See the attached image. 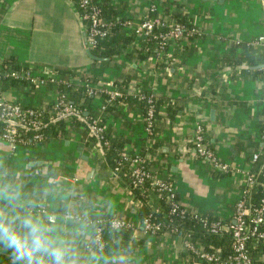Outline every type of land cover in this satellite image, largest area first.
Here are the masks:
<instances>
[{
    "label": "crops",
    "instance_id": "crops-1",
    "mask_svg": "<svg viewBox=\"0 0 264 264\" xmlns=\"http://www.w3.org/2000/svg\"><path fill=\"white\" fill-rule=\"evenodd\" d=\"M100 1L116 16L132 20L154 4L164 18L183 15L196 33L170 40L163 57L134 59L121 53L97 59L85 51L74 1L0 0V57L12 55L19 65H31L35 74L66 67L95 77L91 85L97 92L89 108L99 112L111 139L120 142V152L144 153L150 172L170 181L186 210L230 219L252 163L250 154L260 148L264 54L254 39L264 32V0ZM117 85L120 93L154 94V137L144 131L135 102L118 100L108 110L101 109L103 95L98 91ZM0 96L45 107L56 92L45 85L17 84L0 90ZM197 122L203 125L208 145L231 165L230 172L218 173L194 153L191 137ZM85 139L86 132L77 127L64 137L13 150L0 140V189L18 192V203L32 202L36 211L41 206L45 212L40 213L51 214L69 231L83 228L89 236V216L132 221L133 244L105 249L110 261L115 257L119 264H199L182 248L180 235L141 228L131 191L108 168L100 167V151L83 146ZM6 203L0 200V206ZM5 255L0 250V264ZM254 259L264 264V243L256 247Z\"/></svg>",
    "mask_w": 264,
    "mask_h": 264
},
{
    "label": "trees",
    "instance_id": "trees-1",
    "mask_svg": "<svg viewBox=\"0 0 264 264\" xmlns=\"http://www.w3.org/2000/svg\"><path fill=\"white\" fill-rule=\"evenodd\" d=\"M96 1L99 4L101 15L112 20L113 24L110 25L106 35L98 37L96 44L88 48L93 55L107 57V59H111L120 55L121 53L126 58L133 57L134 59H141L146 55H159L161 57L165 55L164 52L166 50L167 43L164 45V47L159 48L157 37L152 36L151 33L144 34L139 31H135L133 28H129L130 30L125 29V27L121 24V21H123L125 18L116 16V12L111 9L109 5L102 3L100 0ZM171 20L181 23L184 26V29L192 26L187 22L185 17L179 13H173ZM159 29L160 28L154 27L152 32H157ZM193 33L195 32L190 34ZM33 69L34 68L31 65H19L12 55H4L3 57H0V90L17 84L26 85L29 88H36L37 86L30 79L31 76L43 77L45 78L43 85L51 87L56 92V94L64 93L67 101L72 103V105L75 106V109H78L77 112L70 111L64 116H57L52 108L51 102L45 107L39 106V108H42V113L41 121L38 127L31 128L23 123H19L15 118H0V128H2L6 123L12 124L17 132L14 136L16 140V146H26L33 142H43L56 137H64L70 130L74 128H83V130L86 132V139L83 142V146H87L89 148H98L100 150V167L108 168L110 174L112 175L113 172L111 171V168L114 166L115 160L120 156L121 145L119 141L111 139L106 127L103 126L102 117L99 118V112L89 108V102L95 92H97L91 85V81L96 80L95 77L88 76L82 72H78L66 67L51 68L52 70L50 69V72L52 74L49 75H44L43 73L35 74ZM261 69L263 71L262 67ZM11 72H15L16 75L10 74ZM117 87V90H120L121 87L119 85H117ZM89 88H93L94 92L88 91ZM142 92L150 91L145 90ZM98 93L103 95L101 109L108 110L111 103L114 101H132L141 108L143 116L145 111V102L143 99L135 95L136 93H126L121 91L120 95L114 96L108 101L106 100L107 94L104 90H100ZM263 112L264 109L262 111V124L264 123ZM153 115L154 120L152 121L151 131L148 134L146 133L149 137H154L155 134V122L157 116L156 99H154ZM94 118L99 119V124L103 126L102 135L106 140V143H103V139L98 137V133L91 131L89 128L90 122ZM34 133H39L40 137L38 139H34ZM127 167L128 162H122V164L119 165L117 169L118 171L115 172V175L119 177V179L128 187L133 198H137L140 202V205H138L137 208V214L139 216L138 218L141 219L147 212H152L154 221H167L164 196L162 194L159 195L156 193L150 178H145L140 184L131 185V174ZM248 172L253 179V183L247 196L251 204H256L258 203L260 197L264 195V146H260L257 158L252 161ZM148 200L150 201L152 207L147 203ZM89 217H92V221L88 223L93 229L96 218L105 219L112 216L96 215ZM218 218L219 217L217 216L202 213H197V215L193 217L188 213H185L182 217L174 216L172 224L177 226L180 237L188 238L192 242H198L201 249H216L220 252V254H227L231 249V237L229 232L221 231L218 233H212L208 231L201 221ZM128 221L131 223V226L129 227L110 228L105 225L102 228L101 236L104 241L102 246L104 250L108 248L110 249L111 247H118L119 245L128 247L129 245L133 244L130 241V236L132 234V230L136 226L132 221ZM260 227L264 228V221ZM109 237H113L114 241L110 242ZM263 243L264 238H252L247 241V252L253 264H256V260L254 259L255 249L258 245ZM5 251L6 255L4 256L2 264H13L11 259V250L9 249ZM188 254L193 260L198 261L199 264H208L197 256L191 253Z\"/></svg>",
    "mask_w": 264,
    "mask_h": 264
},
{
    "label": "built area",
    "instance_id": "built-area-1",
    "mask_svg": "<svg viewBox=\"0 0 264 264\" xmlns=\"http://www.w3.org/2000/svg\"><path fill=\"white\" fill-rule=\"evenodd\" d=\"M73 1L75 2L78 18L83 26L84 46L86 48H90L96 44L98 37L106 35L110 25L113 24L112 20L101 15L100 7L96 0ZM147 10V13L138 20L125 18L121 21L122 26L133 28L135 31H139L144 34L151 33L152 36L157 37L159 48L164 47V45L170 40L179 39L187 33H196L195 27L191 26L184 29V26L181 23L164 18L156 13L154 4H150ZM154 27L160 29L157 30V32H152ZM254 41L258 42L262 46L264 53V32L259 33ZM262 68L264 71V59L262 62ZM10 74L16 75L15 72H11ZM49 74L52 73L48 72L47 75ZM30 79L36 86H42L45 78L31 76ZM103 90L107 94V101L120 94V91L114 88H106V90L103 88ZM88 91L94 92L93 88H89ZM135 95L143 99L145 102V111L142 116V121L144 131L148 134L151 131L152 121L154 120L153 112L155 96L151 91H141ZM74 107L75 106L72 105V103L67 101L64 93L56 94L54 100L52 101V108L57 116H64L70 111L77 112L78 109H75ZM41 113L42 108H39V106H23L18 102L0 96L1 119L15 118L19 123H23L31 128H36L40 124ZM89 128L91 131L98 133V137L103 139V143H106V140L102 135L103 126L99 124V119H92ZM16 133V129L12 126V124L6 123L2 128H0V140L6 142L10 150H13L16 146V140L14 137ZM33 137L34 139H38L40 134L34 133ZM259 140L260 146H264V123L259 129ZM191 147L196 156L205 161L211 169L219 173H228L232 170L231 165L226 160L221 159L215 153L213 148L208 145L204 136L203 125L199 122L194 124L193 135L191 137ZM96 149L98 152L100 151L98 148ZM257 155V151L250 154L251 162L257 158ZM122 162H128L127 168L131 174V185L140 184L145 178H150L156 193L164 196L167 221H154L152 212H147L141 219H139L140 226L145 232L168 231L169 233L178 234L177 226L172 224L173 217H182L185 213H188L193 217L197 215V212L186 210L185 207L179 203L175 190L169 180L160 178L150 172L147 167L144 153H120V156L115 160V164L111 168L113 176H116L115 172L118 171L117 169ZM252 183L253 179L250 173L246 172L240 196L233 204L230 219L223 220L218 218L212 220H201L202 224L212 233H218L221 231L229 232L231 237V249L227 254H220V252L216 249H201L198 242H192L185 237H181L182 248L186 252L197 256L208 264H253L247 252V241L252 238H264V228L260 227L264 221V195L260 197L258 203L251 204L247 195ZM133 199L137 205H140L137 198ZM147 203L152 207L149 200ZM37 210L45 212L41 206H37ZM87 221L91 222L92 217H87ZM94 223L91 237L98 243V246L101 247L104 244L101 231L105 225L110 228L131 226V223L127 219L117 216L105 219L96 218Z\"/></svg>",
    "mask_w": 264,
    "mask_h": 264
},
{
    "label": "clouds",
    "instance_id": "clouds-1",
    "mask_svg": "<svg viewBox=\"0 0 264 264\" xmlns=\"http://www.w3.org/2000/svg\"><path fill=\"white\" fill-rule=\"evenodd\" d=\"M18 197L0 189V200H7L0 206V250H11L13 264H119L83 228L69 231Z\"/></svg>",
    "mask_w": 264,
    "mask_h": 264
},
{
    "label": "water",
    "instance_id": "water-1",
    "mask_svg": "<svg viewBox=\"0 0 264 264\" xmlns=\"http://www.w3.org/2000/svg\"><path fill=\"white\" fill-rule=\"evenodd\" d=\"M85 51H86V53H87L89 56H91L92 58H97V59H102V58H103V57H98V56L93 55V54L89 51L88 48H85Z\"/></svg>",
    "mask_w": 264,
    "mask_h": 264
}]
</instances>
